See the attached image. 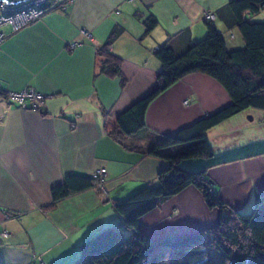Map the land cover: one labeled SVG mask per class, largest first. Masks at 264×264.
<instances>
[{
	"label": "crops",
	"instance_id": "0c3cea01",
	"mask_svg": "<svg viewBox=\"0 0 264 264\" xmlns=\"http://www.w3.org/2000/svg\"><path fill=\"white\" fill-rule=\"evenodd\" d=\"M226 1L70 0L62 9H45L19 30L2 29L0 89L31 86L44 97L36 110L0 97V264H67L83 239L119 223L113 201L153 180L166 161L116 142L110 132L117 129V113L155 87L159 63L152 49L182 29L189 30L190 40L199 38L205 33L203 11ZM148 12L158 24L142 35L141 20ZM220 23L215 26L223 36L227 31ZM114 25L122 31L109 51L122 60L127 81L121 89L116 77L94 75L96 48ZM232 30L223 37L238 46L240 37ZM171 43L180 50L185 40L174 37ZM228 100L215 80L189 73L148 103L144 123L169 133ZM102 109L108 111L105 118ZM205 137L214 156L182 160L181 166L205 165L217 196L233 208L247 209L264 192L260 114L244 110L206 130ZM259 140L261 146L252 145ZM248 147L254 153L243 156ZM218 160L226 161L213 163ZM101 167L103 193L88 186L51 200L50 187L64 174L89 175ZM217 217V209L207 207L188 185L141 215L138 227L157 240L212 226Z\"/></svg>",
	"mask_w": 264,
	"mask_h": 264
},
{
	"label": "trees",
	"instance_id": "16d2710c",
	"mask_svg": "<svg viewBox=\"0 0 264 264\" xmlns=\"http://www.w3.org/2000/svg\"><path fill=\"white\" fill-rule=\"evenodd\" d=\"M69 1L47 0L44 9H62ZM262 7L264 0H228L213 11L207 10L213 18L203 16L205 33L200 39L190 40L189 30L182 29L168 34L152 49L159 63L156 85L117 113V129L110 135L122 146L162 158L166 164L153 180L113 201L119 223L99 228L83 239L77 256L67 264H215L206 255L209 247L221 252L218 264H264V192L247 209H234L217 196L211 180L204 174L205 165L195 169L180 163L196 158L210 160L214 156L205 132L220 122L244 110L258 112L264 121V18L253 16ZM141 22L142 35L158 24L151 12ZM216 22L226 29L236 28L242 44L229 46ZM121 31V26L114 25L97 46L98 70L94 72L116 77L120 89L127 81L121 70L122 60L109 47ZM174 37L185 40L180 50L171 43ZM193 72L215 80L226 92L228 102L169 133L148 128L144 123L148 103L179 78ZM0 94H4L1 89ZM107 114L102 109L104 118ZM139 139L144 143H137ZM252 143L255 147L262 145L260 140ZM248 149H244L243 156L254 153L250 154ZM222 161L226 160L213 163ZM94 184L89 175L66 173L60 183L50 187V197L54 202ZM188 185L198 190L207 207L217 209L216 223L189 234L150 239L139 229L138 218Z\"/></svg>",
	"mask_w": 264,
	"mask_h": 264
},
{
	"label": "built area",
	"instance_id": "2783aa9c",
	"mask_svg": "<svg viewBox=\"0 0 264 264\" xmlns=\"http://www.w3.org/2000/svg\"><path fill=\"white\" fill-rule=\"evenodd\" d=\"M47 0H21L15 3H4L0 1V41L3 38L2 26L8 25L11 31L38 19L45 11ZM205 18H213L211 12L204 10ZM86 36L87 35V32ZM3 98L13 101L18 107L36 110L43 100V93L35 90L31 86H26L22 90H3ZM104 168H98L90 173L95 185H103ZM3 235L5 232L2 233Z\"/></svg>",
	"mask_w": 264,
	"mask_h": 264
},
{
	"label": "rangeland",
	"instance_id": "374dc122",
	"mask_svg": "<svg viewBox=\"0 0 264 264\" xmlns=\"http://www.w3.org/2000/svg\"><path fill=\"white\" fill-rule=\"evenodd\" d=\"M42 16V15H41ZM40 16V17H41ZM255 18H264V7H262L257 13H255L254 15H253ZM39 17V18H40ZM37 20V19H36ZM35 21V20H34ZM33 22V21H32ZM28 24V23H27ZM221 24V23H220ZM26 25V24H25ZM25 25H23V26H21V27H19L18 29H16V30H19L20 28H22V27H24ZM8 25H6V26H2V29H5L6 27H7ZM221 26V28H223V29H225L227 32H225L224 33V37H226V34L228 33V29H226L222 24L220 25ZM9 27V26H8ZM15 30V31H16ZM234 30H235V32L237 33V35L238 36H240L239 35V33H238V31H237V29L236 28H234L232 31L234 32ZM84 34V33H83ZM85 35V34H84ZM204 35V34H203ZM203 35L202 36H200L199 38H196V40L197 39H200L201 37H203ZM242 43H239V45H241ZM232 45H234V44H232ZM23 88H25V87H23ZM23 88H19V89H16V90H22ZM32 88H34V87H32ZM36 90V89H35ZM0 96L1 97H3V94H0ZM21 108V107H20ZM254 128L257 126L256 124L255 125H252ZM196 167H198V168H195V169H199V168H201V166H196ZM90 175V174H89ZM94 187H96L98 190H99V192H101V193H103L104 192V185H101V187L98 185H95L94 184ZM234 209H236V208H234ZM206 255H209V256H211L213 259H214V261H215V264H218L219 262H220V259H221V252L220 251H218V250H216V249H214V248H207V251H206ZM217 262V263H216Z\"/></svg>",
	"mask_w": 264,
	"mask_h": 264
},
{
	"label": "water",
	"instance_id": "95a60500",
	"mask_svg": "<svg viewBox=\"0 0 264 264\" xmlns=\"http://www.w3.org/2000/svg\"><path fill=\"white\" fill-rule=\"evenodd\" d=\"M0 1H4V3H15V2H18V1H21V0H0Z\"/></svg>",
	"mask_w": 264,
	"mask_h": 264
}]
</instances>
